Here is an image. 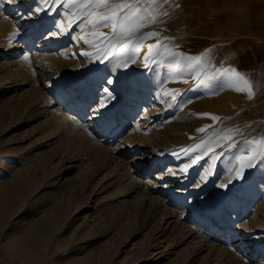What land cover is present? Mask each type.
Masks as SVG:
<instances>
[{
  "label": "rangeland",
  "instance_id": "1",
  "mask_svg": "<svg viewBox=\"0 0 264 264\" xmlns=\"http://www.w3.org/2000/svg\"><path fill=\"white\" fill-rule=\"evenodd\" d=\"M70 2L0 0L13 28L0 37V66L9 38L45 54L34 59L29 79L0 69V264H204V252L184 256L187 242L157 235L163 206L186 212L185 225L234 246L252 264L264 261V161L236 178L235 159L248 155L246 140L264 137V0H169L163 22L138 33L159 32L188 55L208 51L210 72L245 74L251 100L223 80L200 84L167 63L146 68L155 36L142 42L134 63L118 66L119 44L107 56L97 51L104 47L98 33L110 28L75 20ZM66 101L90 135L54 127L47 112ZM117 108L130 110L118 116ZM120 160L140 181L167 186L156 191V203L135 194ZM210 220L226 233L207 231ZM238 236L257 253L236 247Z\"/></svg>",
  "mask_w": 264,
  "mask_h": 264
},
{
  "label": "snow or ice",
  "instance_id": "2",
  "mask_svg": "<svg viewBox=\"0 0 264 264\" xmlns=\"http://www.w3.org/2000/svg\"><path fill=\"white\" fill-rule=\"evenodd\" d=\"M48 3V0H44ZM59 0H51L53 5L57 4ZM169 3V0H71L68 3V7L72 10V17L84 24H90L93 29H96L103 25L110 28V34L98 33L99 36L104 37L100 43L104 47L97 46L98 54L103 53L108 55L110 48L115 45H120L119 54L124 57L118 66H127V62L131 60L135 62L137 56V49L141 46L142 42L152 37H157L155 44L148 45V53L144 56V66L150 67L151 64H168L171 68L175 69L178 74L187 72L191 74L193 78L200 84L207 83L209 81H221L232 87L237 92H246L248 99H252L255 93L253 92L252 85L245 77L244 73L239 72L235 68H215L214 71H209L207 66L209 61L206 59L208 51L201 53L200 55H188L183 51L170 48L168 37L160 38L159 32L150 31L140 33L141 29L148 27L149 25L156 24L157 22H163V18L168 16V12L165 9V5ZM44 9L37 7L36 12H41ZM77 13H79L77 15ZM70 17V21L72 19ZM61 30L63 27L61 26ZM96 35V33H94ZM88 43V41H85ZM170 42V41H169ZM178 47V46H177ZM153 49H158L155 53ZM87 54V53H85ZM152 60L149 61V57ZM28 60V57H24ZM112 83V81H109ZM107 91V89H105ZM175 91V90H174ZM168 95V93H165ZM172 99L175 100L176 96L173 95ZM201 115L208 116L210 114L203 113ZM214 121L219 120V117L212 116ZM199 131L204 132L205 129L201 128ZM230 132L232 130H229ZM235 131H239L236 129ZM222 139L231 140V135L222 137ZM205 141H201L196 145V149H200ZM245 143L249 145V153L247 156H237L235 159L239 162V168L236 170V178H241L244 169L252 168L257 160L264 161V137L253 140H246ZM259 147H256V146ZM235 144H229V148H235ZM211 150V145L198 156H195L191 164H186L181 171L187 172L188 168L199 162L203 158V155L207 154V151ZM243 151V150H242ZM223 153H221V156ZM219 157L212 156L213 162ZM203 180L204 177H201ZM231 179H229V183ZM227 185H221L226 187Z\"/></svg>",
  "mask_w": 264,
  "mask_h": 264
},
{
  "label": "bare ground",
  "instance_id": "3",
  "mask_svg": "<svg viewBox=\"0 0 264 264\" xmlns=\"http://www.w3.org/2000/svg\"><path fill=\"white\" fill-rule=\"evenodd\" d=\"M12 32H13L12 26L10 25L9 21L6 19V16L4 15V13L0 12V37L4 36L6 34L12 33ZM49 37L56 38V36L54 34L49 36ZM49 37L48 38L46 37L45 40L43 41V43L44 42L47 43L49 40ZM9 39H11V38H9ZM9 39H7L5 46L7 48L6 51H8L10 53V55H7V57H5V59H7V60H5V62L0 66V69L7 67L8 73L11 72V73L15 74V73L21 72L28 77L31 74L32 68L34 67L33 66L34 65V62H33L34 59L38 60L39 58H43V57H45V54H43L42 52H39V53L37 52V54L29 53L28 49H26L23 46L24 41H23L22 37H21V39H16L13 41H8ZM40 44L41 43H38L37 46L39 47ZM25 56L28 57V60L24 59ZM31 76H32V74H31ZM29 78L30 77H28V79ZM81 86L82 85H80V87ZM82 89L85 90V88H82ZM54 106H56V107L50 108V110H49V112H47V114L49 113V116L52 118V121L54 122L55 128H60V129L63 128L66 132L67 131L77 132V133H79V135H83V136L89 134L88 133L89 127L87 125H82L79 121V118H77L78 111L76 112V114L74 116H72L70 113L66 112V108H69V109L72 108V102L71 101H66L64 103V106H63L64 108L60 107L58 105H54ZM129 110L130 109H128V110L123 109L122 110V108L121 109L117 108V114H118V116L124 115V114L126 115V113L129 112ZM96 118L97 117L90 119V121H95V122L99 121ZM67 134H69V132ZM87 137H85V138H87ZM90 137H92V136H90ZM85 143H86V141H85ZM117 162L118 163H116V165H119L121 167V169L124 170L126 172V174L128 175L129 181L134 183L135 194H138L140 196L139 198H141V200L143 202L146 203V201H148V203H152V202L154 203L156 200H158V196H156V194H155L156 191H159L162 188H167V186H165L163 184L162 185L160 184L159 186L156 185L155 187H153L151 182L140 181L137 178L136 174H133L134 171H132L129 164H126L123 160H120V162L119 161H117ZM62 174H63V172H61L59 174V176H61ZM159 177H161V176H159ZM125 178H126V176H125ZM60 179H61V177H60ZM132 183H130V184H132ZM128 186H130V185H128ZM131 194H133V193H131ZM125 196H127L126 193H125ZM125 196L123 198H125ZM126 201H128V200H126ZM125 204H127V203H125ZM125 204H124V206H125ZM157 204L159 206V203H157ZM158 211H160V210H158ZM160 214H161V216H160L161 218H160L157 230H156L157 235L159 237L166 236V240H168V241L176 238L179 240V243H181V242L186 243L187 242L188 247L186 249H184V251H182V254H184V256H188V255L189 256L190 255L196 256V255L204 252V254H205V257L203 259L204 264H252L250 261H248L247 258H245L244 256L237 253L234 246L228 245V244L226 245L223 241H218L216 239L214 240L215 241L214 242L213 238L210 237L209 235H207L206 232L199 231L198 229L195 228L194 225H190V226L185 225V221H186L185 219L186 218H185L184 214H186V212L184 213V211L181 212L178 210L168 209L166 206H163L161 211H160ZM228 215H226V217ZM223 216L225 218V215H223ZM196 219L201 221V219L199 217ZM219 222L217 220H214V222L211 220L208 221L207 226H206V230L212 231L213 234L215 233L217 235L221 234V233H226V231H227L226 229L224 230L218 226L220 224ZM214 237H215V235H214ZM237 238H238V241L236 243V247H239L241 249L244 248L245 251H252L254 253H257L256 251H254V249L252 247H250L248 245V243H246L247 241L245 242V240L247 239L246 236H243V237L238 236ZM178 255H179V253H178ZM259 264H264V261L260 262Z\"/></svg>",
  "mask_w": 264,
  "mask_h": 264
}]
</instances>
